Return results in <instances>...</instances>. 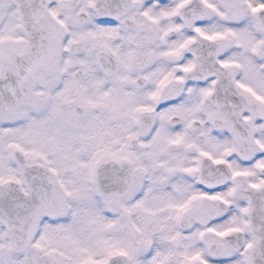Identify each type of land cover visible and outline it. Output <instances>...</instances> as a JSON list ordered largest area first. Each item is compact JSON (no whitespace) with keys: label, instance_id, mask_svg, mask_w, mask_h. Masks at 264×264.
<instances>
[{"label":"snow or ice","instance_id":"obj_1","mask_svg":"<svg viewBox=\"0 0 264 264\" xmlns=\"http://www.w3.org/2000/svg\"><path fill=\"white\" fill-rule=\"evenodd\" d=\"M0 264H264V0H0Z\"/></svg>","mask_w":264,"mask_h":264}]
</instances>
